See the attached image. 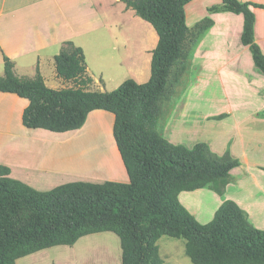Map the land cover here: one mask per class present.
I'll list each match as a JSON object with an SVG mask.
<instances>
[{
    "label": "trees",
    "instance_id": "obj_1",
    "mask_svg": "<svg viewBox=\"0 0 264 264\" xmlns=\"http://www.w3.org/2000/svg\"><path fill=\"white\" fill-rule=\"evenodd\" d=\"M121 1L158 35L144 83L128 78L112 91L89 90L85 54L70 41L54 56L57 75L75 81L70 87H48L38 73L19 78L10 58L3 57L0 92L27 100L25 127L67 132L82 127L93 110L111 112L128 181H75L40 191L12 178L10 168L0 164V264L107 231L119 237L121 264H159L157 241L164 235L183 239L193 264H264V230L235 201L224 200L209 222L200 223L179 200L182 191L203 187L223 194L239 160L214 153L206 142L191 148L174 144L158 130L161 101L172 95L170 87L185 73L193 46L212 20L189 28L184 10L192 0ZM253 8L264 4L218 0L208 10L242 14L241 42L264 73Z\"/></svg>",
    "mask_w": 264,
    "mask_h": 264
},
{
    "label": "crops",
    "instance_id": "obj_2",
    "mask_svg": "<svg viewBox=\"0 0 264 264\" xmlns=\"http://www.w3.org/2000/svg\"><path fill=\"white\" fill-rule=\"evenodd\" d=\"M241 1L264 4V0ZM194 2L201 3L200 0H192L188 5L194 4ZM205 5L206 7L207 5L211 6V4L203 3L204 7L201 13L198 6L191 5L190 16L186 11L187 6L184 10L189 28L206 16L212 20V24L193 46L187 60L185 73L194 71L195 61L198 62L200 58H203V55H208L209 49L205 50V47H202L204 36H211L215 31L217 41L221 46H224V38L218 33L222 30L218 31L217 22H221L225 28H228V31L231 29L239 36L243 30L242 14L209 13L205 12ZM253 12L255 13L254 40L264 53V8H253ZM145 22L147 21L136 15L133 9L127 8L121 0H0V77L4 74L3 57L7 56L13 62V71L17 77L32 79L38 73L48 87L54 89L66 87V81L57 75L54 56L62 50L65 42L70 41L75 46L81 47L85 54L87 75L91 76L93 84V87L91 88L89 85V88L93 90L94 87L105 84L103 78L94 77L93 70V74H90L89 59L101 60L97 49L103 47L100 41L102 35H97V33L108 34V32L114 31L116 44L124 48L122 54L121 52L116 53L117 63L132 71L133 78L131 79L138 83H144L139 81L142 77L140 71L144 64L151 62L152 51L158 40L153 26L147 22L154 31ZM115 47L117 48L116 45ZM224 52V50L223 53L220 52L217 55L218 58ZM239 58L240 56L234 55L227 62L231 60L235 62ZM101 63L103 66L101 65L98 70H95L99 73L98 75H102L105 71V63L103 61ZM249 67L257 72L252 70L258 79L263 80L260 76H264V73L255 65L254 61ZM259 91L264 98V87ZM26 104L27 100L16 94L0 92V164L10 168L12 178L38 189L36 187L39 183L50 182L52 176L62 175L64 172L61 151L65 143L62 134L65 132L55 134L41 128L25 127L22 124V112ZM169 111H171L172 118H177L185 115L184 112L189 110L178 104V106L170 108ZM222 111H206L197 114L191 109V113L188 115L196 116L199 120H208L221 117L222 115L218 113ZM106 112L108 111L101 109L91 111L84 125L76 130L86 128L92 121L101 122L107 118L110 122L111 117ZM260 112H264V106ZM255 117L258 118L260 124L264 122V113L261 116L256 114ZM172 126L176 125L163 119L159 129L167 140L176 142L169 137ZM29 129L32 131H28ZM204 141L212 150L211 142ZM55 144H59V146L57 149H52L51 146ZM186 147L191 148L192 146ZM231 154L233 158L239 160V165L230 171V179L223 194H218L211 189H203L204 191L192 192L194 195L190 197H184L180 193L179 200L200 223L204 222V219H209L224 200H233L247 213L249 221L255 227L264 230V181L257 178L259 175H264V172L258 167L262 164H258L257 161L250 162L248 158H236L239 156ZM53 160L55 163H52ZM115 170L116 175L120 174L121 179H125V175L118 165H115ZM202 196L208 198L212 203L209 210L199 202ZM192 201L197 202L198 206L192 204Z\"/></svg>",
    "mask_w": 264,
    "mask_h": 264
},
{
    "label": "rangeland",
    "instance_id": "obj_3",
    "mask_svg": "<svg viewBox=\"0 0 264 264\" xmlns=\"http://www.w3.org/2000/svg\"><path fill=\"white\" fill-rule=\"evenodd\" d=\"M200 1L201 3L194 2L191 4L198 6L200 13L203 12V3L211 4V6L218 3V0ZM191 5L187 4L186 11L189 16ZM211 6L207 5L206 7L205 5V12L217 13L208 10ZM206 19L208 16L201 23L205 24ZM145 24L154 31L147 22ZM217 26L218 31L219 29L222 30L218 33L224 38L226 45H220L215 31L211 36L202 38L205 39L202 47H205V50L209 49V53L203 55V58H200L198 62L195 61L194 71L186 72L176 84L170 87L173 90L172 95L161 101L158 130L164 136L159 126L163 123V119L171 121L176 126L171 127L169 137L177 144L193 146L207 140L211 142L214 153L218 155L228 153L230 156H232L231 153H234L239 156L236 158H248L250 162L257 161L258 164H262L258 167L264 172V122L260 124L258 118L255 117L256 114L261 116L264 113L260 112L264 106V98L259 91L264 87V76H260L263 80L258 79L253 72L255 70L249 67L253 63L251 52L248 47L243 46L240 36L231 29L228 31V28H225L221 22H217ZM113 33L114 31L108 32V34L97 33V35H102L100 41L103 47L97 49L101 60L89 59L90 74H93V70L95 72L94 77L103 78L105 84L94 87L93 90L112 91L118 88L124 80L133 78V73L128 67L117 63L116 53L121 52L122 54L124 48L116 44ZM214 33L216 35H213ZM223 50L225 51L224 54L218 58L217 55L220 52L223 53ZM234 55L240 56L239 60L227 62ZM102 56L104 57L102 58ZM102 61L106 66L105 71L102 75H98L99 73L95 70H98L101 65L103 66ZM143 66L140 71L142 77L139 81L145 82L150 77V63L148 62ZM63 81H66V87L76 84L75 81ZM89 85L91 88L93 87L92 83ZM178 104L187 107L189 111L184 112L185 115L172 118L169 109L178 106ZM191 109L197 114L206 111H223L218 113L222 115L219 118L199 120L196 116L188 115L191 113ZM106 113L111 117L110 122L107 118L101 122L92 121L86 128L62 134L65 141L61 151L64 172L62 175L55 174L52 176L50 182L39 183L36 187L37 190L45 191L75 181L92 183H102L107 180L128 181L112 133L114 116L111 112ZM28 131L32 130L29 129ZM47 132L49 133V131ZM58 146L59 144H55L51 148L57 149ZM52 163H55V160ZM115 165L121 168L125 179H121L120 174H115ZM257 178L264 181V175H259ZM203 189L209 188L203 187L193 191H183L181 194L184 197H190L194 195L192 192L204 191ZM197 202L192 201V204L198 206ZM199 202L204 207H208V210L212 205L205 196H202ZM213 216L214 212L209 219H204V222H209ZM199 220L203 221L200 218ZM157 245L160 257L159 264H193L186 255L183 239L164 235L158 239ZM16 264H121L120 240L113 232L92 233L81 237L73 245H55L21 257Z\"/></svg>",
    "mask_w": 264,
    "mask_h": 264
}]
</instances>
